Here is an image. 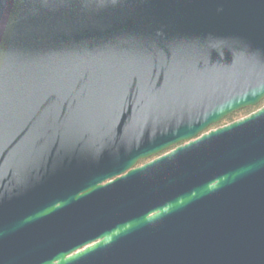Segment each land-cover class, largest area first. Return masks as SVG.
Wrapping results in <instances>:
<instances>
[{
	"label": "water",
	"instance_id": "95a60500",
	"mask_svg": "<svg viewBox=\"0 0 264 264\" xmlns=\"http://www.w3.org/2000/svg\"><path fill=\"white\" fill-rule=\"evenodd\" d=\"M263 100L264 0H0V264H264Z\"/></svg>",
	"mask_w": 264,
	"mask_h": 264
},
{
	"label": "trees",
	"instance_id": "16d2710c",
	"mask_svg": "<svg viewBox=\"0 0 264 264\" xmlns=\"http://www.w3.org/2000/svg\"><path fill=\"white\" fill-rule=\"evenodd\" d=\"M262 106H264V100L256 107H253V108H249V109H244L240 112H237V113H234L230 116H228L227 118H225L219 125V126H223L225 124H229V123H232L234 122L235 120H238L239 118H243L244 116H247L249 114H251L252 112H254L255 110H258L259 108H261ZM215 128V127H213ZM212 129V128H211Z\"/></svg>",
	"mask_w": 264,
	"mask_h": 264
},
{
	"label": "flooded vegetation",
	"instance_id": "af4514ba",
	"mask_svg": "<svg viewBox=\"0 0 264 264\" xmlns=\"http://www.w3.org/2000/svg\"><path fill=\"white\" fill-rule=\"evenodd\" d=\"M216 128H218V126H216ZM216 128H215V129H216ZM209 130H213V129L209 128L208 131H209ZM151 160H152V159H150V160H146V161H142V162H139L136 166H137V167H138V166H141V165H143V164H145V163H147V162H149V161H151Z\"/></svg>",
	"mask_w": 264,
	"mask_h": 264
},
{
	"label": "rangeland",
	"instance_id": "374dc122",
	"mask_svg": "<svg viewBox=\"0 0 264 264\" xmlns=\"http://www.w3.org/2000/svg\"><path fill=\"white\" fill-rule=\"evenodd\" d=\"M255 111H256V110H255ZM255 111H254V112H255ZM252 113H253V112H252ZM244 117H245V116H244ZM239 119H241V118H239ZM239 119H238V120H239ZM235 121H237V120H235ZM225 125H227V124H225ZM225 125H223V126H225ZM219 127H222V125L219 126ZM215 128H216V127H215ZM215 128H212V129H215Z\"/></svg>",
	"mask_w": 264,
	"mask_h": 264
}]
</instances>
